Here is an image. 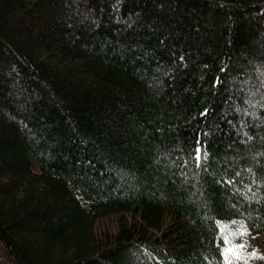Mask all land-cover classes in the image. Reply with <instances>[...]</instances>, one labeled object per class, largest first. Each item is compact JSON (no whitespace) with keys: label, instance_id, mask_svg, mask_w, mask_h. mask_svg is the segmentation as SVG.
Listing matches in <instances>:
<instances>
[{"label":"trees","instance_id":"1","mask_svg":"<svg viewBox=\"0 0 264 264\" xmlns=\"http://www.w3.org/2000/svg\"><path fill=\"white\" fill-rule=\"evenodd\" d=\"M232 220L264 233V0H0V264H225Z\"/></svg>","mask_w":264,"mask_h":264},{"label":"rangeland","instance_id":"2","mask_svg":"<svg viewBox=\"0 0 264 264\" xmlns=\"http://www.w3.org/2000/svg\"><path fill=\"white\" fill-rule=\"evenodd\" d=\"M118 215L104 216L97 221V230H115ZM129 218H138V214H127ZM135 216V217H134ZM165 214L163 223L155 230L159 235L170 223ZM224 242L225 264H264V233H251L240 220L220 222Z\"/></svg>","mask_w":264,"mask_h":264}]
</instances>
